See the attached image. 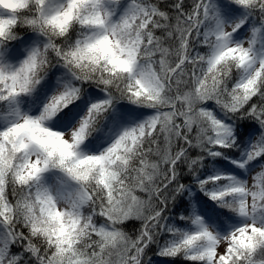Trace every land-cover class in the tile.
<instances>
[{
  "label": "snow or ice",
  "instance_id": "obj_1",
  "mask_svg": "<svg viewBox=\"0 0 264 264\" xmlns=\"http://www.w3.org/2000/svg\"><path fill=\"white\" fill-rule=\"evenodd\" d=\"M156 258L264 264V0H0V264Z\"/></svg>",
  "mask_w": 264,
  "mask_h": 264
},
{
  "label": "rangeland",
  "instance_id": "obj_2",
  "mask_svg": "<svg viewBox=\"0 0 264 264\" xmlns=\"http://www.w3.org/2000/svg\"><path fill=\"white\" fill-rule=\"evenodd\" d=\"M219 167V166H216ZM215 168V167H214ZM193 199H195V197L193 196ZM158 264H167L166 261L160 260L159 258L157 259Z\"/></svg>",
  "mask_w": 264,
  "mask_h": 264
},
{
  "label": "trees",
  "instance_id": "obj_3",
  "mask_svg": "<svg viewBox=\"0 0 264 264\" xmlns=\"http://www.w3.org/2000/svg\"><path fill=\"white\" fill-rule=\"evenodd\" d=\"M216 166H220L219 164L213 162V165L209 167L208 171L210 172L212 170V168L216 167ZM158 259V258H156Z\"/></svg>",
  "mask_w": 264,
  "mask_h": 264
}]
</instances>
